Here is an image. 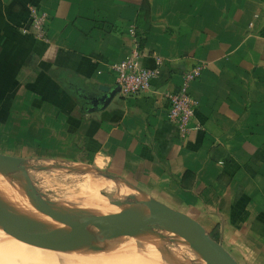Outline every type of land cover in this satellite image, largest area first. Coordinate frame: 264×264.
<instances>
[{
    "label": "crops",
    "instance_id": "crops-1",
    "mask_svg": "<svg viewBox=\"0 0 264 264\" xmlns=\"http://www.w3.org/2000/svg\"><path fill=\"white\" fill-rule=\"evenodd\" d=\"M135 43L155 73L125 98L109 66ZM195 67L181 132L166 93ZM0 153L92 164L264 264V0H0Z\"/></svg>",
    "mask_w": 264,
    "mask_h": 264
},
{
    "label": "water",
    "instance_id": "water-1",
    "mask_svg": "<svg viewBox=\"0 0 264 264\" xmlns=\"http://www.w3.org/2000/svg\"><path fill=\"white\" fill-rule=\"evenodd\" d=\"M35 162L28 158L0 153V178L11 189L19 191L24 196L23 199L27 198L28 202L36 203L39 210L35 213L11 215L0 207V231L15 237L50 243L92 245H113L125 241H134L137 245L140 236L147 232L154 236L157 248L164 253L172 251L163 245L170 241L186 248L198 264H239L222 246L221 241L212 238L196 220L162 203L125 179L88 163ZM27 168L99 174L110 181V185L99 188L98 194L117 211H99L81 201L62 210L48 209L45 206L46 199L36 193L23 172ZM46 226H52V230H46Z\"/></svg>",
    "mask_w": 264,
    "mask_h": 264
},
{
    "label": "rangeland",
    "instance_id": "rangeland-1",
    "mask_svg": "<svg viewBox=\"0 0 264 264\" xmlns=\"http://www.w3.org/2000/svg\"><path fill=\"white\" fill-rule=\"evenodd\" d=\"M34 161L36 164L43 162ZM23 172L36 193L46 199V207L53 203L64 205L65 208L81 201L107 210L106 206L99 204L105 198L98 194V190L106 188L110 181L99 174L34 168L24 169ZM0 188V207L5 213L37 208L36 203L21 198L22 194L14 192L8 184H2ZM7 193H15V196ZM78 195L80 198L76 197ZM50 227L46 226V230ZM140 238L137 245L134 241L113 245L61 244L15 237L0 231V264H168L163 259L170 264H198L194 256L177 243L165 242L164 247L172 251L164 253L157 248L154 236L146 232Z\"/></svg>",
    "mask_w": 264,
    "mask_h": 264
},
{
    "label": "built area",
    "instance_id": "built-area-1",
    "mask_svg": "<svg viewBox=\"0 0 264 264\" xmlns=\"http://www.w3.org/2000/svg\"><path fill=\"white\" fill-rule=\"evenodd\" d=\"M33 33L38 38L45 36V23L47 16L45 12L30 10ZM110 70L114 73L119 94L125 98L137 97L149 89V81L155 71L145 68L141 64V52L139 44L135 43L129 55L121 61L110 64ZM199 67L193 68L183 76L180 87L175 92L166 93L167 119L174 123L181 132H184L193 117L196 101L188 93L190 83L198 76Z\"/></svg>",
    "mask_w": 264,
    "mask_h": 264
},
{
    "label": "bare ground",
    "instance_id": "bare-ground-1",
    "mask_svg": "<svg viewBox=\"0 0 264 264\" xmlns=\"http://www.w3.org/2000/svg\"><path fill=\"white\" fill-rule=\"evenodd\" d=\"M4 185V184H7V182L4 180V179H2V178H0V185ZM1 189V188H0ZM14 191V190H13ZM15 192V191H14ZM83 192H85V190L83 191ZM8 195L9 194H12L13 196H15V193H7ZM21 198H24V196L22 195V196H20ZM87 204H89L90 206H92V207H96L99 211H104V212H112V211H117V209L114 207V206H112V205H110V204H108L107 203V201L106 200H102V201H99V204H102V205H104V206H106L107 207V210L105 211V210H102L100 207H97V206H95V205H93V204H91V203H87ZM64 207V205H61V204H53V203H50V205L49 206H47V208L48 209H51V210H62V209H64L63 208ZM36 211H39L38 210V208H32L31 210H23V209H19V210H17L16 212H11V213H9V214H16V215H20V214H23V213H31V212H36ZM29 217V216H28ZM29 218H31L32 219V217H29ZM60 232H64V231H60Z\"/></svg>",
    "mask_w": 264,
    "mask_h": 264
}]
</instances>
